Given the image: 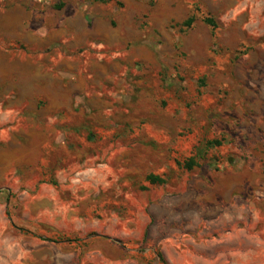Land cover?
Instances as JSON below:
<instances>
[{
	"label": "crops",
	"instance_id": "crops-1",
	"mask_svg": "<svg viewBox=\"0 0 264 264\" xmlns=\"http://www.w3.org/2000/svg\"><path fill=\"white\" fill-rule=\"evenodd\" d=\"M237 3L0 0V264H264V195L254 201L250 188L244 201L216 198L209 208L198 200H209L203 195L219 188L206 182L196 207L180 203L184 208L176 213L177 202L165 200L135 218L112 210L94 219L91 203L79 208L62 201V191L75 187L62 185L66 173H87L86 182L109 174L93 170L86 154H78L74 166H63L69 155L61 157L68 139L62 129L88 131L93 114L123 113L135 92L150 90L151 81L181 87L183 74L203 67L222 45L225 24H242ZM236 66L232 78L243 81L246 74L238 76ZM262 95L247 86L243 96L233 93L245 107ZM63 114L82 116L86 124L78 127L70 118L62 120ZM249 125L257 130L249 145L264 146V115ZM261 157L252 161L253 173ZM45 173H52L51 182L40 181ZM205 217L212 226L202 225ZM155 220L159 226L152 232ZM211 231L216 236L204 240Z\"/></svg>",
	"mask_w": 264,
	"mask_h": 264
},
{
	"label": "rangeland",
	"instance_id": "rangeland-1",
	"mask_svg": "<svg viewBox=\"0 0 264 264\" xmlns=\"http://www.w3.org/2000/svg\"><path fill=\"white\" fill-rule=\"evenodd\" d=\"M237 1L238 14L244 16L239 19L242 24H225L222 45L203 67L183 74L181 87L166 89L151 81L150 90L135 92L138 96L129 101L131 106L123 113L93 114L88 131L62 129L68 139L61 148V157L69 155L62 161L63 166H74L78 154H86L92 157L93 170L104 168L109 173L102 178H88L89 182L84 178L87 173H66L62 185L76 188L71 193L62 191L63 202L69 199L79 208L91 203L97 208L94 219L106 217L112 210L122 217L135 218L139 212L140 217L149 215V210L165 200L177 202L179 207L173 210L176 213L182 211L180 203L196 207V197H200L197 192L206 182L219 188L203 195L209 200L197 199L209 208V203L217 204L216 198L244 201L246 188H250L254 201L264 195V162H259L257 172L251 170L252 161L261 157L264 146L249 145L257 130L251 125L246 127L247 121L251 123L256 116L264 115V95L248 99L249 107H245L242 97H233L235 90L243 96L246 86L264 91V0H246L245 6L243 0ZM221 6L223 12L225 3ZM235 62L238 76L246 74L243 81L232 78ZM245 111L250 115H243ZM229 112L238 121L226 118ZM69 118L78 127L86 124L82 116L62 115V120ZM213 141L220 145L210 144ZM191 157L196 165L189 169ZM45 174L40 181L51 182L52 173ZM149 175L160 176L164 182L151 184ZM156 216L153 218L163 217ZM238 220L243 226V219ZM158 224L157 220L150 224L152 232ZM202 225L212 226L211 219L205 217ZM213 236L216 233L211 231L204 240Z\"/></svg>",
	"mask_w": 264,
	"mask_h": 264
},
{
	"label": "trees",
	"instance_id": "trees-1",
	"mask_svg": "<svg viewBox=\"0 0 264 264\" xmlns=\"http://www.w3.org/2000/svg\"><path fill=\"white\" fill-rule=\"evenodd\" d=\"M193 20L194 18H190L186 23H185V26L187 27H190L191 24L193 23ZM204 21L210 25L213 29L217 28V23L215 22V20L212 18V17H206L204 18ZM210 144H216V145H220V143L218 141H215V142H210ZM196 163L194 161V157H191L188 161V168L191 169L193 166H195ZM148 181L151 183V184H160V183H163L164 182V179L159 177V176H156V175H149L148 176Z\"/></svg>",
	"mask_w": 264,
	"mask_h": 264
}]
</instances>
